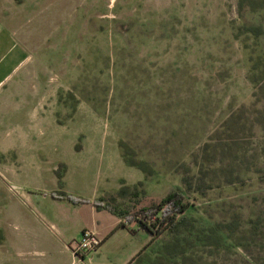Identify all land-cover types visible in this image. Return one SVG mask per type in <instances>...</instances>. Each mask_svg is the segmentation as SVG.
I'll use <instances>...</instances> for the list:
<instances>
[{"label":"rangeland","instance_id":"374dc122","mask_svg":"<svg viewBox=\"0 0 264 264\" xmlns=\"http://www.w3.org/2000/svg\"><path fill=\"white\" fill-rule=\"evenodd\" d=\"M254 1L0 0L32 58L1 92L34 94L32 116L0 142V264H59L25 241L33 224L83 216L75 199L116 211L137 249L127 264H264ZM172 193L189 203L182 224L142 229V212Z\"/></svg>","mask_w":264,"mask_h":264},{"label":"crops","instance_id":"0c3cea01","mask_svg":"<svg viewBox=\"0 0 264 264\" xmlns=\"http://www.w3.org/2000/svg\"><path fill=\"white\" fill-rule=\"evenodd\" d=\"M31 60L32 58L27 56L23 49L18 48L15 38L0 20V142L7 137L11 138L6 134L18 132L16 124L18 117L23 116L25 112H29L32 116L34 99L32 92L26 91L23 86L16 90L18 83L16 86H10L3 94L1 92L3 84L14 72L28 62L32 67ZM89 205L93 207L86 208ZM76 206L84 207V211L87 212L82 216L76 213L79 210H73L66 219L56 220L57 222L50 226L44 223L33 224L31 229L33 238L30 235L25 241L28 252L54 253L59 264H127L134 257L137 249L133 244L132 235L122 225L124 222L119 215L105 207L98 208L93 204L75 205V208ZM85 230L96 231L101 235L102 241L96 252L80 260L79 257L76 259L70 253L67 245L70 246L74 241L80 240ZM61 248L66 252L62 258L56 256ZM52 259L53 257L51 261H54ZM44 264H51V262L47 260Z\"/></svg>","mask_w":264,"mask_h":264},{"label":"trees","instance_id":"16d2710c","mask_svg":"<svg viewBox=\"0 0 264 264\" xmlns=\"http://www.w3.org/2000/svg\"><path fill=\"white\" fill-rule=\"evenodd\" d=\"M245 0H241L243 3ZM252 3V8L257 5L258 2L254 0H249ZM259 1V0H258ZM243 6V5H242ZM261 85L262 90H264V78L261 79L259 82ZM64 196V195H63ZM64 197H67L66 195ZM75 205L81 204H93L98 208L105 207L100 203H92L91 201H86L83 199H75L73 201ZM109 211L117 214L115 210H112L108 207H105ZM189 208V203L185 199V197L180 193H172L164 198L159 204L153 205L151 208L146 209L140 215V227L145 229L153 234L152 226L149 225L148 221L153 219L152 225H159L164 227V225H170L171 227H178L182 224L180 216ZM118 215V214H117ZM123 225V223H122ZM79 256V255H78ZM80 259H84V256H79Z\"/></svg>","mask_w":264,"mask_h":264},{"label":"built area","instance_id":"2783aa9c","mask_svg":"<svg viewBox=\"0 0 264 264\" xmlns=\"http://www.w3.org/2000/svg\"><path fill=\"white\" fill-rule=\"evenodd\" d=\"M101 245L99 237L91 230L83 232L80 240L74 241L71 244V249L77 255L88 256L98 250Z\"/></svg>","mask_w":264,"mask_h":264}]
</instances>
